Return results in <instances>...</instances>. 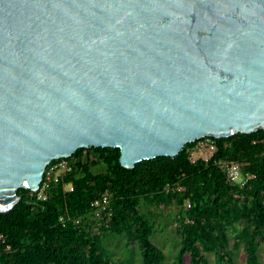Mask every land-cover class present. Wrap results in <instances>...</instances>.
<instances>
[{"label":"water","instance_id":"1","mask_svg":"<svg viewBox=\"0 0 264 264\" xmlns=\"http://www.w3.org/2000/svg\"><path fill=\"white\" fill-rule=\"evenodd\" d=\"M264 129V0H0V212L56 159L126 168Z\"/></svg>","mask_w":264,"mask_h":264},{"label":"trees","instance_id":"2","mask_svg":"<svg viewBox=\"0 0 264 264\" xmlns=\"http://www.w3.org/2000/svg\"><path fill=\"white\" fill-rule=\"evenodd\" d=\"M215 139L218 151L209 161H191L197 140L175 157L146 159L132 169L122 165L120 148L78 149L69 157L74 169L61 176L47 200L36 201V192L20 188L18 204L0 212V233L6 236L0 264H126L108 253L104 236L110 232L138 243L144 264H163L166 254L151 238L155 229L144 203L178 208L182 247L176 264H184L187 254L192 264H211L210 256L215 264H238L235 249L241 247L247 264H264V129ZM220 161L245 163L244 171L256 177L245 187L233 185ZM169 185L184 189L168 190ZM107 190L113 219L94 234L92 204ZM76 218L82 222L76 224Z\"/></svg>","mask_w":264,"mask_h":264},{"label":"built area","instance_id":"3","mask_svg":"<svg viewBox=\"0 0 264 264\" xmlns=\"http://www.w3.org/2000/svg\"><path fill=\"white\" fill-rule=\"evenodd\" d=\"M218 151V144L215 138L206 137L200 139L199 142L193 147L190 148V159L192 162H197L202 159L205 161L211 160ZM219 165L221 168L228 174L229 181L233 185H239L245 187L249 182L256 177L254 173L245 172L244 166L245 163H237L231 161H220ZM74 169L73 161L69 158H62L52 165L48 166L44 179L42 181L41 187L39 190L34 191L37 193V200H47L49 198L50 192L60 181V178L63 174L71 172ZM68 189H73V185L67 184ZM177 189L183 190V186L173 187L168 186L167 189ZM239 196V194H237ZM112 195L109 190L103 192L101 195L97 196L93 201V223H94V234H100L104 227H109L113 219V210L111 205ZM190 207L191 204L189 203ZM60 220L66 222L67 218L61 216ZM76 224L82 222V218H76L74 220ZM6 236L3 233H0V242H5ZM10 248V245L8 246Z\"/></svg>","mask_w":264,"mask_h":264},{"label":"rangeland","instance_id":"4","mask_svg":"<svg viewBox=\"0 0 264 264\" xmlns=\"http://www.w3.org/2000/svg\"><path fill=\"white\" fill-rule=\"evenodd\" d=\"M142 211L151 217V222L155 229L151 236L153 242L161 247L166 254L163 264H176V259L182 247L181 237L177 233L178 208L174 206L168 208L157 207L144 203L142 204ZM234 240V237H232L231 244L233 246ZM104 244L108 253L115 260L123 261L126 264H144L140 245L132 242L127 234L110 232L104 236ZM260 254L264 260V246L261 247ZM235 255L238 264H247V255L243 247L235 249ZM210 262L215 264L213 256H210ZM184 264H192L190 254L185 256Z\"/></svg>","mask_w":264,"mask_h":264}]
</instances>
